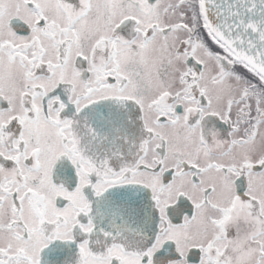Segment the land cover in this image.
<instances>
[{"label": "snow or ice", "instance_id": "obj_1", "mask_svg": "<svg viewBox=\"0 0 264 264\" xmlns=\"http://www.w3.org/2000/svg\"><path fill=\"white\" fill-rule=\"evenodd\" d=\"M0 264H264V0H0Z\"/></svg>", "mask_w": 264, "mask_h": 264}]
</instances>
